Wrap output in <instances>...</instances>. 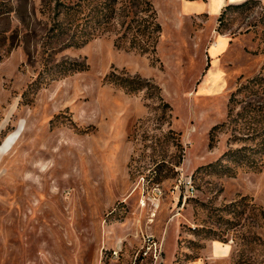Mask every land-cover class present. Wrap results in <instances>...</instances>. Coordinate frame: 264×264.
Masks as SVG:
<instances>
[{
    "label": "rangeland",
    "instance_id": "rangeland-1",
    "mask_svg": "<svg viewBox=\"0 0 264 264\" xmlns=\"http://www.w3.org/2000/svg\"><path fill=\"white\" fill-rule=\"evenodd\" d=\"M76 1L0 0V264H264V0H149L145 53L130 0L58 42Z\"/></svg>",
    "mask_w": 264,
    "mask_h": 264
},
{
    "label": "trees",
    "instance_id": "trees-1",
    "mask_svg": "<svg viewBox=\"0 0 264 264\" xmlns=\"http://www.w3.org/2000/svg\"><path fill=\"white\" fill-rule=\"evenodd\" d=\"M120 0H78L73 3H60L54 7L52 31L55 36L59 37L58 42H63L65 46L82 45L89 39L94 37L98 28L108 24L117 13L120 7L117 3ZM132 10H126L125 17L130 19L126 21L124 31L119 34L115 42L122 45L127 37V33H131L128 38V48L135 49L141 53L154 50L161 31V25L156 20L154 8L149 0H130ZM140 5L145 7L140 8ZM125 11V9L123 10ZM50 29V30H51ZM217 126V125H216ZM259 149H254L258 155H264V142L260 143ZM245 147L229 149L224 154L229 155L228 162L240 163L247 162L249 166L253 165L251 157L243 152ZM241 164V163H240ZM223 173H231L233 170L227 165H221ZM256 168V167H255Z\"/></svg>",
    "mask_w": 264,
    "mask_h": 264
},
{
    "label": "crops",
    "instance_id": "crops-1",
    "mask_svg": "<svg viewBox=\"0 0 264 264\" xmlns=\"http://www.w3.org/2000/svg\"><path fill=\"white\" fill-rule=\"evenodd\" d=\"M227 0H211L208 1L207 3H202V5H187L186 9L184 10L185 12H190L192 10L198 11V10H205L209 11L210 14L216 15L219 13V10L221 7L225 4ZM238 0H228V2H235ZM200 8V9H199ZM211 55V54H210Z\"/></svg>",
    "mask_w": 264,
    "mask_h": 264
}]
</instances>
